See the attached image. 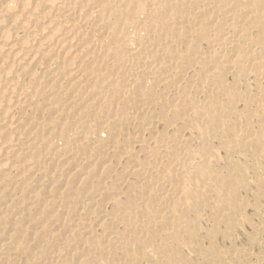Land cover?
<instances>
[{
  "label": "bare ground",
  "instance_id": "1",
  "mask_svg": "<svg viewBox=\"0 0 264 264\" xmlns=\"http://www.w3.org/2000/svg\"><path fill=\"white\" fill-rule=\"evenodd\" d=\"M238 103L264 126V0H0V264L215 261Z\"/></svg>",
  "mask_w": 264,
  "mask_h": 264
},
{
  "label": "rangeland",
  "instance_id": "2",
  "mask_svg": "<svg viewBox=\"0 0 264 264\" xmlns=\"http://www.w3.org/2000/svg\"><path fill=\"white\" fill-rule=\"evenodd\" d=\"M251 1H254V0H251ZM228 80L230 82H232L233 78L232 77H228ZM241 106H243V105L240 104V103L237 104V108H238L237 109V113H238L237 114V118L239 119V120L237 119V124H239L238 127L241 128L243 125H245L246 127L251 125L252 128H253V130H252L251 126L249 127V128H251V131L256 132V130H257L258 132H256L254 134V132H251L248 127L246 129H245V126L243 127L244 129L241 128L243 131L246 130L244 132H250L251 135L253 134V140L243 142L242 140H240V138H237V143L239 144L237 146V151H239V149L242 150L243 146L244 147L247 146V148H248L249 151H250V149L252 150V151H250L251 154L255 150H257L258 152L255 151L256 153L254 152V154H252V155L249 152V155L246 154L244 156H243V154H240L239 155L238 152H237V154H234V155H231L232 153L230 155H228L229 153L227 151V146L222 148V146L221 147L220 146H217V144L220 145V141L219 140H218L219 143H218L217 140L214 141L215 142L214 143L215 144V148L219 147V148L216 149V151L219 150V151L216 152L218 154V158L221 157V158H219V160L221 162L219 160H217V162L221 164V165L220 164L218 165V168L224 170L229 165V163L230 164H233L236 161L237 163L241 164L242 167H244V171H247V172L237 171V176H238V179H239L238 182L241 183L240 185L238 184V187H237L238 188L237 189L238 190V193H237V202L240 203V205L238 204V212L239 213H237L238 215L235 217V221H233V223L234 224H237V225H235L234 227H232V229L230 230L229 234L227 236H225V237L223 236V233L225 232V228L227 226H224L225 225L224 223H223L224 225L223 224L219 225V229H220V233L219 234L220 235L219 234H215L214 241H215L218 249L219 250L221 249L220 250L221 255L219 257L212 255L211 257H216L215 261L214 260L213 261H210L211 259L209 257L208 258L210 260L207 259L206 257H204V255L203 256L202 255H198L197 253H195V251H194L193 248L190 249V247H186V248L183 247L182 248L183 255L185 256V258L187 259V261H191L193 263L195 262L194 264H222V263L223 264H226V263L227 264H264V156H263L264 155V149H263L264 144L262 146V141L264 140V126L262 128H259V124L256 123V122H258L257 119L256 120L253 119V121H250L251 123L249 121L247 122V121L241 119L240 118V115H239V112L241 113V109H242ZM240 120H242V121L239 122ZM244 121H245V123H244ZM240 123H241L242 126H240ZM257 133L260 134V135L257 136V138H255L256 135H257ZM260 136L262 138V141H260L261 140ZM257 139L260 141V142L258 141L259 142V146H256V143H258V142H256ZM263 143H264V141H263ZM245 144H248V145H245ZM251 146L252 147L254 146L255 148L253 147V149H252ZM257 148L258 149L261 148L262 150L261 149L258 150ZM224 151H226L227 153H225ZM259 151L261 152V154H259ZM226 154L228 156H226V159H225V155ZM256 154L258 156L260 155L259 156L260 158ZM230 157H231V160H233V162L230 160ZM244 157L247 158V159L245 160ZM227 158H229V159L227 160ZM259 159H260V161H259ZM251 160L253 162H251ZM228 161H231L232 163L231 162L228 163ZM257 166H258V168H257ZM228 167H230V166H228ZM228 167H227L226 170H224L225 172L229 170ZM248 169H250L249 171H251L252 173L251 172H248ZM255 169H257L258 171L255 170ZM256 177H259V178H256ZM261 177H262V180H260ZM204 185H206V184L204 183ZM203 187L204 186H202V184H200V186L198 187V189H202ZM239 187H240V189H239ZM261 187H262V190L263 191L260 190ZM194 190H196V189H194ZM202 190H204V189H202ZM199 207H200V205H199ZM204 209L205 208H202V210H204ZM199 210H200V208H199ZM195 217L196 216H191V221ZM199 217L201 218L202 216H198V218ZM205 217L203 216L201 219L199 218L198 220H200L201 222L203 221L204 223L202 222V224L205 225L204 227H207V228L210 229L211 226H209L208 224L211 225V223L208 220H203V218H205ZM206 223H207V225H206ZM226 231H227V228H226ZM221 235H222V237H221ZM211 242H212V239L209 240L207 238L204 241L205 244L203 243V246L205 245V247L207 248V247H209V245H210L209 243H211ZM205 247H204V250H206ZM207 249H209V248H207ZM148 252L149 251H147V255L149 254ZM203 252H205V254H206L208 251L207 252L206 251H203ZM244 260H245V262H244ZM214 262H216V263H214ZM143 264H147L146 261H143Z\"/></svg>",
  "mask_w": 264,
  "mask_h": 264
}]
</instances>
